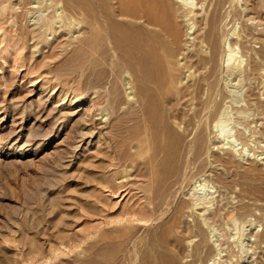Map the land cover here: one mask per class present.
Returning <instances> with one entry per match:
<instances>
[{
  "label": "rangeland",
  "instance_id": "obj_1",
  "mask_svg": "<svg viewBox=\"0 0 264 264\" xmlns=\"http://www.w3.org/2000/svg\"><path fill=\"white\" fill-rule=\"evenodd\" d=\"M193 1L198 9H204H196L183 19L181 49L187 56L192 57V52L193 57L199 52L206 56L210 52L201 38L211 28L208 21L218 0ZM24 9L16 0H0V264H93V260L108 259V253L124 255L117 252L116 243L109 244L118 242L120 236L121 242L125 238L122 233L131 229L137 235L127 239V248L129 255L137 259L136 264L143 259L151 262L162 252L179 264H213L212 259H216L215 264L263 262L264 244L249 248L260 242L259 235L264 236V71L251 69V60L255 61L256 56L247 49L262 50L264 34L259 33L264 26L253 31L262 37L250 39L246 19L233 13L227 28H220V35L231 36L237 56L227 66V45L222 44L215 96L207 90L203 95L205 100L219 103L217 113L211 117L206 110L199 122L194 121L187 139L193 142L186 140L184 144L185 159L190 148L196 153L200 123L202 126L208 120L213 133L204 154L190 167L189 179L172 188L177 194L176 203L172 199L170 208L162 211L167 219L158 220L157 214L154 223L149 210L152 203L158 202V193L172 181L164 176L160 154L153 157L160 144L153 137L157 118L175 96L167 76L149 84L148 100H152L156 118L149 128L139 114L118 118V113L129 112L123 89L124 105L121 110L115 107V115L109 103L99 104L93 95L88 99L81 96L78 80L71 76L80 68L75 50L80 45L77 42L86 37L85 32L75 33L73 40L70 36L57 40L53 34L40 39L32 34L37 30L30 24L34 12ZM162 19L166 26L158 36L162 41L159 49L170 51L173 17ZM187 82L185 86L193 84ZM106 87L109 90L111 84ZM225 108L223 119L228 121V128L222 136L212 124ZM192 153L188 158L192 159ZM124 157L129 159L125 163ZM112 182L113 188H105ZM194 192L209 195V213L219 216V221L212 224L213 232L207 230L214 251L202 259L201 247H196L201 246V237L193 231L181 232L182 226H172L169 220L176 213L178 200L186 201ZM152 199L155 201L151 203ZM144 214L150 219L148 223L137 221ZM183 220L192 223L188 215ZM133 225L142 227L133 229ZM101 246L107 247L100 254L96 248ZM218 249L222 251L220 258L216 256Z\"/></svg>",
  "mask_w": 264,
  "mask_h": 264
},
{
  "label": "bare ground",
  "instance_id": "obj_2",
  "mask_svg": "<svg viewBox=\"0 0 264 264\" xmlns=\"http://www.w3.org/2000/svg\"><path fill=\"white\" fill-rule=\"evenodd\" d=\"M16 1H18L20 7L22 6L23 8L28 9V12H34L33 16L30 17L31 20H29L31 21V26H35L37 30L32 31V34L37 35L40 39L51 36L52 34L58 36L56 37L57 40L69 36L72 39L75 33L79 34L82 30L85 32L86 37L77 42V44L80 43V45L75 50V60L78 62L80 61V68H78L77 72H71V76L73 79L78 80L77 91L80 92L81 96L88 99V97L93 95L95 96V100H98L99 104L102 101L103 103H109L110 110L112 109L115 115V107L121 110V107L124 105L125 100L123 101L121 98V92L123 89V92H125L127 96L128 104H126L129 112L127 113V111H124L122 115L118 113V118L130 113H135V115L139 114L145 117L144 121L146 127L149 128V124L156 121L152 111V100L150 98L148 100L147 93L151 91L149 84L155 82L158 77L163 75L167 76L170 89L175 93V96L168 102L169 104H166V108L157 118L156 126L154 127L155 135L153 137L157 144L158 141L160 144L156 147L157 149H154L153 157L155 158L156 155L158 156L160 154L162 158L160 166L163 169L164 176L167 179H172V181L168 184V188L165 186V190L163 189L164 191L160 193L157 192L158 196L156 198H158V202L154 204L152 202L155 201L156 198L155 200L152 199V207L151 210H149L153 221L155 220L153 218L155 217L154 215L157 216V214H159L157 216L158 220L164 218L165 213L162 211L172 205L170 203L172 199H176L177 194L174 192V189H176V186L179 187L180 184H183L185 180L187 181V178L190 177L188 176L191 172L190 167L194 166V163L198 162L196 160L204 154L206 143H208L210 136L213 133L208 120V122L205 121V123L203 121L202 126L200 123L199 127H201L200 129H203H199L200 133L199 131L196 132L199 133L197 137L195 136L196 153L194 151L192 153L193 148H190L188 156L185 159L184 144L190 136L189 129L193 126L194 121L197 120V122H199V119H201L202 114L206 110H209L211 117H215L217 113L219 103L216 104L214 100L213 103L209 102L205 100L203 95L205 90H207V93H210L212 96L216 93L215 90H217L216 87L218 85L217 69H219L218 57H220L219 55L222 44H224V46L227 45V66H230L234 57L237 56V53H235L231 47V36L220 35L219 30L220 28H222V30L223 28H227L229 23L228 19L230 21L233 13H235L239 17L246 19L245 28L249 33L248 36L246 35L248 38L254 39L256 36H260H255L253 31H257L259 27L264 26V15L262 13L264 10V0H218L213 8L212 16L208 21L211 28L205 33L203 38H201V43L207 45L210 54L205 56V53L203 54V52L201 53L196 50L199 53L195 54V57H193L194 52L191 53L193 55L191 57V55L187 56L189 54H183L182 51L184 48L181 49V23L183 19L187 18L198 9V5L193 0H114L115 3L113 0ZM210 2L212 3L213 0H210ZM227 5H229V7L226 10ZM239 8L241 10H239ZM203 9V7H200L198 10L202 11ZM224 9L226 12L223 14L222 10ZM167 15L173 17L172 21L174 24V35L172 39L173 46L170 51L159 49L162 41L158 36L162 32V28L166 26L165 23H161V21H164L165 19H162V17H166ZM259 34H264V29ZM260 37H262V35ZM258 41H260V39ZM263 48L262 50L256 51L255 49H247L246 47L248 52L254 53L256 56L255 61L251 60L253 66L251 69H254L255 72L264 71ZM193 70L194 72H192ZM251 73H253V71ZM185 81H190L193 84H190L191 86H189L187 82L185 86ZM109 84H111V88L106 90V86ZM178 87L180 88L179 91ZM101 91H103V93H101ZM212 104L213 106H211ZM134 105H138V107ZM226 113L227 108H225L221 117L219 116L220 119L212 124H215L214 130H220V135L222 136L223 134H226V129L228 128V121H224L223 119ZM140 118L142 119V117ZM175 126L179 129H176ZM226 141H228V139H226ZM133 142H135L134 139ZM190 142L193 141L190 140L188 143ZM135 144H137V142H135ZM137 148L141 150V144H138ZM191 153H195L192 159L188 158ZM137 156H139L138 151ZM128 160L129 159L126 157L122 158V162L124 163ZM119 164H122L121 160ZM112 185L113 182L105 188H113L111 187ZM208 198L209 195L194 192L186 201L179 199V204L177 203L178 207L176 206V213L171 216L172 218H169L172 226L175 225L177 228L182 226L181 232L193 231L201 237V246H196L197 248L201 247V249H199L201 250L200 255L202 256L200 259L203 257H210L212 251H214L207 230L213 232L214 227L212 224L219 221L218 214L209 213L210 210L208 206L211 202ZM143 208L145 209V207ZM137 212L142 214L141 211ZM146 212H148V210H145V214H147ZM159 212H161V214ZM150 215L148 216L151 218ZM186 215L192 218V223L183 220ZM135 218H137V216ZM135 218L133 219L135 220ZM166 219L164 218L161 220L165 221ZM148 220L150 219H147L146 215L137 219L139 222L147 221L146 223H148ZM153 221L151 223H153ZM128 222L132 223L134 221ZM233 224V227L235 228L238 226L236 219L233 221ZM135 226L133 225V229H138V227ZM163 226L166 225L163 223ZM141 227L142 226H140V228ZM166 228L168 229V227ZM163 229L164 228H161V230ZM131 231L122 233V237H125L126 239L122 238L123 240L121 242H119V239L121 238L120 236L118 242L116 240V242L113 241L109 244L112 245L116 243L115 245L118 247L117 252L122 254L123 252H125V254L128 252L127 255L116 256V254L108 253V259L100 262L93 260L91 263L136 264L137 259H133L129 255V248H127V246L130 245L128 244V241L137 235ZM211 236L213 240L214 237L213 235ZM176 237L177 235L174 236V239L178 241V238ZM258 239H260V242H254L249 250L253 248L257 249L261 246L260 244H264L263 234L259 235ZM132 244L134 243L132 242ZM106 247L107 246H101L96 248L98 249L97 252L101 254L105 251ZM244 250L246 251L248 249L245 248ZM57 251L58 250L54 252ZM221 253L222 251L218 249V253L215 255L220 258ZM49 259L51 260V258H48V260ZM48 260L45 261L47 262ZM211 261L215 264L216 259H212ZM140 264L179 263H177V261L170 257L166 252H162L158 257L151 260V262L143 259L140 260ZM260 264H264V260L263 262H260Z\"/></svg>",
  "mask_w": 264,
  "mask_h": 264
}]
</instances>
